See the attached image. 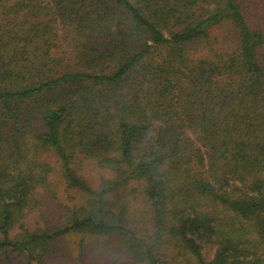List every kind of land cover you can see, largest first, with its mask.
I'll return each mask as SVG.
<instances>
[{
	"label": "trees",
	"instance_id": "trees-1",
	"mask_svg": "<svg viewBox=\"0 0 264 264\" xmlns=\"http://www.w3.org/2000/svg\"><path fill=\"white\" fill-rule=\"evenodd\" d=\"M51 250L264 264V0H0V252Z\"/></svg>",
	"mask_w": 264,
	"mask_h": 264
},
{
	"label": "rangeland",
	"instance_id": "rangeland-1",
	"mask_svg": "<svg viewBox=\"0 0 264 264\" xmlns=\"http://www.w3.org/2000/svg\"><path fill=\"white\" fill-rule=\"evenodd\" d=\"M52 205V203H48L46 206V209L48 208V206ZM50 213H52V207L50 209ZM69 241L68 244L71 245L73 244L75 241H78L77 239L73 238ZM102 241H109V240H102ZM111 241H117V240H111ZM92 254V253H91ZM91 254H87V257L90 258ZM0 264H25V259L21 256H18L17 254L14 253H4V252H0ZM45 264H70L69 262H55L52 263V250L48 256V258L46 259V263ZM84 264H89L88 262L84 263Z\"/></svg>",
	"mask_w": 264,
	"mask_h": 264
}]
</instances>
